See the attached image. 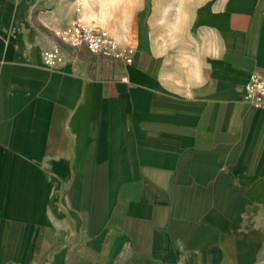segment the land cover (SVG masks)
I'll return each mask as SVG.
<instances>
[{"label":"crops","instance_id":"1","mask_svg":"<svg viewBox=\"0 0 264 264\" xmlns=\"http://www.w3.org/2000/svg\"><path fill=\"white\" fill-rule=\"evenodd\" d=\"M259 75L264 0H0V264H264Z\"/></svg>","mask_w":264,"mask_h":264},{"label":"built area","instance_id":"2","mask_svg":"<svg viewBox=\"0 0 264 264\" xmlns=\"http://www.w3.org/2000/svg\"><path fill=\"white\" fill-rule=\"evenodd\" d=\"M56 36L63 44L74 49L86 48L92 54L123 58L127 64L132 62L133 49L122 52L108 31L95 30L80 19L56 32ZM245 99L252 105L264 109V75L255 76L250 80Z\"/></svg>","mask_w":264,"mask_h":264}]
</instances>
